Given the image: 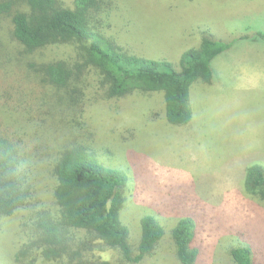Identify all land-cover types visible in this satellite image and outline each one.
Here are the masks:
<instances>
[{
    "label": "trees",
    "instance_id": "obj_1",
    "mask_svg": "<svg viewBox=\"0 0 264 264\" xmlns=\"http://www.w3.org/2000/svg\"><path fill=\"white\" fill-rule=\"evenodd\" d=\"M112 10L111 0H0V218L26 211L29 229L12 264H111L97 256L100 248L117 252L116 264H143L164 237L158 218L146 215L138 245L130 247L119 217L124 172L106 167L87 140L67 135L66 126L85 127L90 89L106 100L162 93L167 122L187 125L191 86L214 80L213 62L235 41L205 31L177 65L147 58L112 32ZM59 49L65 52H54ZM41 174L55 183L52 208L34 198ZM244 186L264 199V167L247 168ZM195 234L187 216L170 230L178 264H197ZM228 254L233 264H254L248 246Z\"/></svg>",
    "mask_w": 264,
    "mask_h": 264
},
{
    "label": "rangeland",
    "instance_id": "obj_2",
    "mask_svg": "<svg viewBox=\"0 0 264 264\" xmlns=\"http://www.w3.org/2000/svg\"><path fill=\"white\" fill-rule=\"evenodd\" d=\"M111 2L110 29L140 56L177 65L205 31L235 41L213 62L214 80L191 86L187 125L167 122L162 93L106 100L90 89L81 115L85 127L66 126L67 135L87 140L106 167L124 172L119 217L130 247L138 245L141 218L153 215L165 233L143 264H178L170 230L187 216L196 226L197 264H233L228 253L236 246H248L254 264H264V199L244 186L247 168L264 167V41L256 36L264 35V0ZM54 184L50 175H40L34 198L45 208L53 206ZM27 218L23 210L0 218V264H12L28 242ZM96 254L117 262L112 250Z\"/></svg>",
    "mask_w": 264,
    "mask_h": 264
}]
</instances>
